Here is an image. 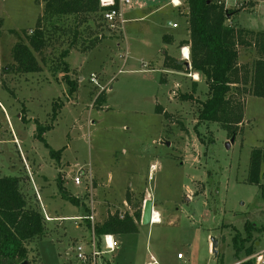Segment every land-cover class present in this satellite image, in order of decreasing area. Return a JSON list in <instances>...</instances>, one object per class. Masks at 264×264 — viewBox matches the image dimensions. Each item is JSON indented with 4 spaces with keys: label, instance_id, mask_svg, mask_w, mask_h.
Instances as JSON below:
<instances>
[{
    "label": "rangeland",
    "instance_id": "1",
    "mask_svg": "<svg viewBox=\"0 0 264 264\" xmlns=\"http://www.w3.org/2000/svg\"><path fill=\"white\" fill-rule=\"evenodd\" d=\"M37 1L0 0V178L16 177L26 209L42 216L43 235L25 244V261L78 264L66 254L71 243L86 238V223L71 218L92 208L99 225L110 215L142 214L146 200L161 222L137 223V233L118 238L120 248L106 256L110 264H146L151 256L158 264H182L179 253L189 264H235L246 259L243 252L235 256V236L246 237L248 257L264 250V200L247 182L251 151L260 149L264 157V98L242 95L243 121L235 135L199 121L208 97L203 78L164 65L169 55L180 58L189 38L184 5L173 9L162 0L164 10L130 12L123 28L109 27L99 13L85 15L86 22L62 18L46 26L47 45L34 54L41 70L15 73L12 48L27 44L25 33L42 13ZM226 4L237 10L228 23L264 32V0ZM172 36L176 43L169 45ZM66 50L68 77L77 83L70 97L59 64ZM238 51L241 65L256 58L252 48ZM53 104L61 108L52 123ZM50 123L46 148L35 137L36 125ZM50 150H63L59 160ZM80 169L85 175L77 187L72 180ZM57 178L79 206L61 199ZM245 223L253 230L249 237Z\"/></svg>",
    "mask_w": 264,
    "mask_h": 264
},
{
    "label": "trees",
    "instance_id": "2",
    "mask_svg": "<svg viewBox=\"0 0 264 264\" xmlns=\"http://www.w3.org/2000/svg\"><path fill=\"white\" fill-rule=\"evenodd\" d=\"M186 10V23L189 38L184 42L189 48L190 72L201 76L207 86L208 97L201 103L198 112L200 122L218 123L229 134L238 131L244 113L243 96L264 98V32L245 31L228 21L237 10H227L224 0H180ZM43 4L42 13L38 16L31 34L25 33L26 45L16 43L12 48L14 66L11 71L19 74L37 73L41 70L36 61L35 53L41 54L47 45L46 26H53L62 18L75 17L86 22L85 15L99 13L104 9L99 7L98 0H40ZM48 38V37H47ZM239 47L252 48L256 58L251 65L239 63ZM69 52L66 50L59 56L63 79L68 87L67 95L72 96L77 90V83L68 77V64L63 61ZM164 65L172 71L181 72L184 68L173 58L165 57ZM186 70V69H185ZM195 89L196 82H193ZM243 95V96H242ZM191 99V95L183 96ZM103 100V98H100ZM61 105L53 104L51 122H55ZM159 113H163L158 109ZM167 117V113H164ZM50 123L46 126L36 125L35 137L45 143L44 133L53 129ZM63 150L49 151L52 158L59 160ZM264 157L260 149L251 151L248 167L249 184L259 188L264 200L263 176ZM57 186L61 199L79 206L77 197L66 191L62 180L57 178ZM126 201H129L127 196ZM141 222V209L132 215L125 213L110 215L95 227L97 236L112 234L115 236L135 234L137 223ZM252 227L245 223V234L251 236ZM255 230V229H254ZM257 230V229H256ZM43 235L42 216L26 209L25 201L19 190L16 177L0 178V264H18L26 259L25 244ZM247 237V238H248ZM245 238L233 237L235 256L244 253L247 258L252 252L245 246ZM235 264H255L254 260Z\"/></svg>",
    "mask_w": 264,
    "mask_h": 264
},
{
    "label": "built area",
    "instance_id": "3",
    "mask_svg": "<svg viewBox=\"0 0 264 264\" xmlns=\"http://www.w3.org/2000/svg\"><path fill=\"white\" fill-rule=\"evenodd\" d=\"M226 2L227 0L223 1L224 5ZM98 3L99 7L104 9L101 13L102 20L111 28L115 26H121L123 28V25L126 23L124 12L135 8L136 6L135 0H98ZM169 4L174 8H178L181 6V1L169 0ZM172 28H177V25L173 24ZM185 49L187 54H184ZM180 58L183 63L188 62L190 64L188 47H182L180 49ZM84 175L85 174L81 169L78 170L72 180L73 184L79 187ZM90 210L91 212L84 217L71 218L72 220L80 221V223H86V238H80L71 243L70 248L67 250L68 254L66 255H72L73 259L78 264H106V256L114 254L120 248V242L118 241L117 236L112 234H103L101 236L96 235L95 227L98 223L95 214L93 213V209L91 208ZM151 218L153 219V209ZM45 219L47 221L51 220L47 216H45ZM66 220H70V218H67ZM150 224L152 223L150 222ZM176 258L178 261L182 262V264H189L184 262V257L180 253L177 254ZM248 260H254L255 264H264V250L251 257H247L242 262ZM147 264L158 263L155 258L151 256Z\"/></svg>",
    "mask_w": 264,
    "mask_h": 264
},
{
    "label": "crops",
    "instance_id": "4",
    "mask_svg": "<svg viewBox=\"0 0 264 264\" xmlns=\"http://www.w3.org/2000/svg\"><path fill=\"white\" fill-rule=\"evenodd\" d=\"M180 1V0H179ZM135 2H136V6H135V8H133V9H131V10H126L125 12H124V17H125V15H127V14H129L130 12V15L131 14H133V13H135V12H138V11H140V12H143V11H145V12H149V13H155V12H158V11H161V10H164V8H160L159 7V5L162 3V0H151V1H147V0H135ZM166 2H168V4H169V0L168 1H166ZM167 6V5H166ZM169 6H170V4H169ZM172 7V6H171ZM173 9H175L174 7H172ZM126 19V18H125ZM127 20H129V19H126V22H127ZM173 24H175V25H177L175 22H171L170 20L167 22V26L168 27H171ZM173 29H176V28H173ZM186 33H188V32H186ZM164 35H168V34H164ZM172 38H173V36H172ZM186 40V39H185ZM188 40V39H187ZM174 43H176V40L173 38V39H170V41H169V45H173ZM183 47H187V46H183ZM178 52H179V55H180V50H178ZM169 57L170 58H173V59H178L176 56H173V55H169ZM178 60H181V58H179ZM182 62V61H181ZM171 71V70H170ZM179 73V72H178ZM194 75H197V74H194ZM153 211H154V209H153ZM154 224V223H153ZM121 236H123V235H120V236H117V239L118 238H120ZM118 241L120 242V240L118 239ZM120 246H121V243H120ZM156 260V259H155ZM157 261V260H156ZM106 264H110V262H106ZM147 264V263H146Z\"/></svg>",
    "mask_w": 264,
    "mask_h": 264
},
{
    "label": "water",
    "instance_id": "5",
    "mask_svg": "<svg viewBox=\"0 0 264 264\" xmlns=\"http://www.w3.org/2000/svg\"><path fill=\"white\" fill-rule=\"evenodd\" d=\"M184 67L186 70H190V64L188 62H184ZM230 142H233V138H231ZM152 209H153V203L151 200H146L143 204L142 214H141V225H149L152 218ZM212 241L211 251L214 255H216L215 248L217 246V243L214 240ZM20 264H29L28 261H23Z\"/></svg>",
    "mask_w": 264,
    "mask_h": 264
},
{
    "label": "bare ground",
    "instance_id": "6",
    "mask_svg": "<svg viewBox=\"0 0 264 264\" xmlns=\"http://www.w3.org/2000/svg\"><path fill=\"white\" fill-rule=\"evenodd\" d=\"M184 54H187L186 49L184 50ZM194 79H197V75H194ZM159 217H160L159 214L156 213V211H153V219L151 223L158 224L159 222H161Z\"/></svg>",
    "mask_w": 264,
    "mask_h": 264
}]
</instances>
